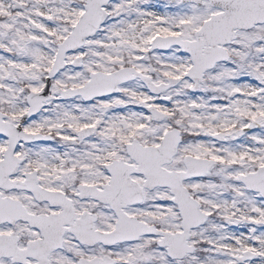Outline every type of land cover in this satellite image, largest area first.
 I'll return each instance as SVG.
<instances>
[{"label":"snow or ice","instance_id":"1","mask_svg":"<svg viewBox=\"0 0 264 264\" xmlns=\"http://www.w3.org/2000/svg\"><path fill=\"white\" fill-rule=\"evenodd\" d=\"M0 264H264V0H0Z\"/></svg>","mask_w":264,"mask_h":264}]
</instances>
